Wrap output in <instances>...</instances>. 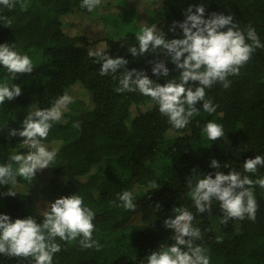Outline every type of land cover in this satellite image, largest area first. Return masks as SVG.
<instances>
[{"label": "trees", "instance_id": "trees-1", "mask_svg": "<svg viewBox=\"0 0 264 264\" xmlns=\"http://www.w3.org/2000/svg\"><path fill=\"white\" fill-rule=\"evenodd\" d=\"M81 4L82 0H17L11 10L0 5V17L11 20L10 27L0 20V44L29 56L34 66L31 74L14 80L0 67V82L21 88L19 97L0 105V164L9 163L11 155L27 154L23 138L8 133L20 130L30 112L50 108L64 94L73 100L42 141L57 151L55 162L33 180L17 176L15 185H0V214L12 220L32 216L41 223L46 208L37 206L40 200L53 197L51 203L80 195L95 213L92 237L102 247L84 249L79 238L71 243L57 238L61 250L52 264H147L153 251L174 243L172 230L163 222L174 218V208H186L201 233L194 244L206 250L210 264H264V188L253 186L258 205L255 220L221 223L219 202L213 200L211 211L197 212L186 185L189 178L195 182L216 171L236 170L253 181L264 178V166L256 173L243 169L246 159L264 156V48L253 52L238 75L228 77V88L216 83L206 89L205 98L216 110L204 112L198 102L199 114L180 130L149 97L138 91H115L124 69L116 78L101 76L100 64L89 56L104 47L110 57L126 59V69L143 70L163 85L178 79L179 70L159 50L133 57L128 46L138 47V32H118L104 19L106 15L125 16L141 28L155 24L167 39H181L178 27L169 30L173 22H182L190 6L194 12L203 5L205 19L210 13L231 15L240 30L254 28L264 44V0H101L92 11ZM93 33L98 37L92 38ZM160 60L169 69L167 78L151 72V62ZM209 121L222 125L225 138L206 137L203 128ZM212 159L221 164L220 169L210 167ZM8 190L16 196L6 195ZM124 191L132 192L134 211L117 206ZM141 209L140 221L123 231ZM0 264L32 261L0 254Z\"/></svg>", "mask_w": 264, "mask_h": 264}, {"label": "clouds", "instance_id": "clouds-1", "mask_svg": "<svg viewBox=\"0 0 264 264\" xmlns=\"http://www.w3.org/2000/svg\"><path fill=\"white\" fill-rule=\"evenodd\" d=\"M16 3L17 0H0V5L9 10ZM100 4L101 0H82L81 7L92 11ZM204 16L203 5L196 6L194 12L190 6L185 10V19L179 23L173 22L169 29L174 31L178 27L183 38L169 40L155 24L145 25L136 35L138 47L128 46V52L133 57L157 54L159 50L160 54L170 59L179 70L178 79H168L163 85L150 79L143 70L126 69L128 61L122 57H110L104 47L89 52V56H94L100 64L101 76L112 75L116 78L115 74L124 69L119 76L116 92L138 91L158 106L160 114L175 129H184L199 114L200 109L196 107L198 102H202L204 112L211 114L216 110L212 101L205 98V90L216 83L228 88V77L238 75L253 52L264 48L255 29L248 27L246 32L240 30L233 16L220 13H210L207 19ZM0 20L4 26H11V20L7 17H0ZM151 63L154 76L168 77L169 69L163 60ZM0 67L6 69L13 80L24 74H31L34 70L29 56L14 50L9 44H0ZM20 95L19 85L9 84L7 80L0 82V105ZM72 102V97L64 94L50 108L30 112L23 119L20 130L9 131L10 137L23 138L22 145L28 148V152L26 155H11L9 163L0 164V185H15L17 176L33 180L37 172L49 168L55 162L57 151L49 150L42 141L47 139L53 124L61 121L63 112ZM203 133L211 141L225 138L222 125L211 121L204 126ZM13 164L17 167L14 168ZM223 166L228 167L227 164ZM260 166H264V156L261 155L243 162L246 173H256ZM210 167L220 169L221 164L212 159ZM186 185L190 189L189 195L197 212L211 211L213 200L218 201L224 214L221 223H227L229 219L243 220L246 217L255 220L258 205L253 186L264 188V178L253 181L236 170L227 174L216 171L214 175L209 173L195 182L189 178ZM153 187L156 189L159 185ZM5 194L16 196L12 190ZM118 199L120 204L117 206L135 210L132 192L124 191L119 194ZM173 211L176 213L174 218H168L163 223L172 230L171 239L174 243L153 251L147 256V264H210L206 250L194 244L195 240L201 238V233L192 225V212L180 207ZM94 218V211L85 206L83 198L77 194L48 203L42 213L41 223H37L32 216L12 220L9 216L0 214V254L10 258L31 259L32 264H52L54 254L61 250L60 244L56 242L57 238L69 243L79 238L82 248L95 247L99 250L102 245L92 237L95 231Z\"/></svg>", "mask_w": 264, "mask_h": 264}, {"label": "rangeland", "instance_id": "rangeland-1", "mask_svg": "<svg viewBox=\"0 0 264 264\" xmlns=\"http://www.w3.org/2000/svg\"><path fill=\"white\" fill-rule=\"evenodd\" d=\"M108 23H110L111 25H113L116 30L120 33H124L127 32L128 30H133L135 32H140L141 31V27L140 25H136L134 23H132L128 18H126L125 16L122 15H106L104 18ZM136 25V26H135ZM99 33H93L90 34V36L92 38L98 37ZM15 167H17V165H15ZM53 198V197H52ZM50 198L49 200L51 201ZM0 200H1V196H0ZM48 201H44V200H40L38 202V207L39 208H47V204L49 203ZM142 209L139 210L133 217H131L128 221V224L125 226V228H123V231H126L130 228L131 225L136 224L140 221L141 215H142Z\"/></svg>", "mask_w": 264, "mask_h": 264}]
</instances>
